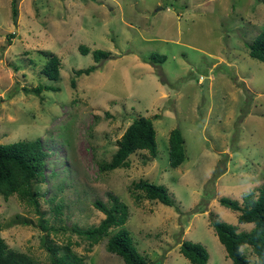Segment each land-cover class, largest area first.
Returning <instances> with one entry per match:
<instances>
[{
	"label": "rangeland",
	"instance_id": "374dc122",
	"mask_svg": "<svg viewBox=\"0 0 264 264\" xmlns=\"http://www.w3.org/2000/svg\"><path fill=\"white\" fill-rule=\"evenodd\" d=\"M261 30L264 0H0V142L41 137L51 148L46 179L37 185L53 226L48 237L70 241L85 264H125L106 249L108 235L88 250V240L71 230L98 223L104 213L93 199L107 201L111 191L128 205L123 226L147 264H193L179 251L184 239L206 247L205 264H232L209 214L238 229L252 226L218 198L241 200L264 180V61L247 46ZM95 48L110 55L95 60ZM152 52L166 57L152 61ZM50 53L60 58L58 79L41 71ZM42 85L51 87L37 92ZM138 115L153 121L156 155L139 150L127 166L99 169ZM175 126L185 159L171 166ZM140 178L165 185L173 204L136 197ZM39 217L34 204L0 195L8 245L48 261ZM242 249L257 264L251 246Z\"/></svg>",
	"mask_w": 264,
	"mask_h": 264
},
{
	"label": "trees",
	"instance_id": "16d2710c",
	"mask_svg": "<svg viewBox=\"0 0 264 264\" xmlns=\"http://www.w3.org/2000/svg\"><path fill=\"white\" fill-rule=\"evenodd\" d=\"M14 10L12 8L13 12ZM247 46L250 56L264 61V30L257 33L247 43ZM78 48L84 53L89 51V47L83 43L79 44ZM109 55V50L100 48L93 50L95 60ZM165 57L164 54L156 52L150 54L152 61H163ZM60 63V58L50 53L41 71L50 79H58ZM94 67L95 64H91L76 69V74L89 72ZM42 87L50 88L51 86H37L35 90L39 92ZM116 142L117 147L110 158L98 163L99 169L110 170L127 166L130 163V155L139 150H147L150 157H154L157 153V142L156 130L151 117L145 115L134 117ZM44 144L41 137L8 143L0 142V195L6 199L16 194L21 200L34 204L40 213L38 225L44 230L43 244L49 252L50 259L48 261L37 260L30 254L9 246L1 234L0 224V264H85V256L75 252L70 241L58 244L48 237L49 229L53 226L47 224L43 211L39 207L38 197L44 195V192L37 187L46 179L45 167L50 162L51 148H46ZM168 153L171 166H177L185 159L184 137L177 126L169 130ZM50 173H53V170ZM133 187L140 192L136 194V197L143 195L151 200H159L168 205L173 204L174 199L163 184L140 178L134 181ZM256 190V194L252 193L253 191L243 193L241 200L224 195L218 198L221 203L238 211V221L251 222L250 229H238L237 225L220 219L216 213L210 212L209 214L210 224L219 241L224 245L226 255L230 257L232 264H250L242 249L244 244L251 246L256 254L257 264H264V180ZM107 197V201L97 197L93 199L95 207L104 213L98 223L86 227L72 225L71 230L88 240V250L102 237L108 235L106 249L121 255L125 264H147L146 256L138 250L130 231L123 226L129 215L128 205L111 191L107 192ZM48 199L52 201L53 198ZM61 205V203L54 204L56 213L59 212ZM21 222L29 224L31 221L23 217ZM113 227L118 228L109 234ZM179 251L193 264H205L209 257L202 243L190 239L181 241Z\"/></svg>",
	"mask_w": 264,
	"mask_h": 264
},
{
	"label": "water",
	"instance_id": "95a60500",
	"mask_svg": "<svg viewBox=\"0 0 264 264\" xmlns=\"http://www.w3.org/2000/svg\"><path fill=\"white\" fill-rule=\"evenodd\" d=\"M207 81H208V78H205L203 82V87H206Z\"/></svg>",
	"mask_w": 264,
	"mask_h": 264
}]
</instances>
